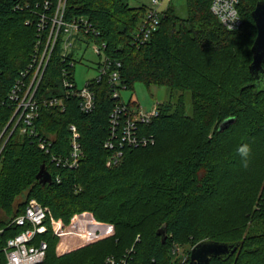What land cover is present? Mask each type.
<instances>
[{
    "label": "trees",
    "instance_id": "16d2710c",
    "mask_svg": "<svg viewBox=\"0 0 264 264\" xmlns=\"http://www.w3.org/2000/svg\"><path fill=\"white\" fill-rule=\"evenodd\" d=\"M212 1L186 0L185 18L168 7L142 46L133 34L144 7L131 8L126 0L67 1L65 20L85 18L100 32L96 41L106 42L107 55L122 63L127 89L141 83L180 95L174 104H161L150 125L140 126V135L153 136L155 144L124 148L112 168L105 142L116 101L107 80L92 85L93 113H82L74 97L66 98L64 111L41 109L37 129L53 140L49 155L36 140L10 138L0 159V225L23 213L26 200L42 204L51 225L41 264H104L131 249L132 264H181L171 261L175 247L203 241L239 244L232 256L211 264H264V91L249 70L257 36L252 12L259 0H239L243 26L233 32L212 14ZM30 17L14 11L12 0H0V68L7 89L34 51L36 26L25 24ZM67 66L53 57L41 85L45 95L63 93ZM12 112L8 105L0 110V134ZM228 119L233 122L220 131ZM72 124L82 148L75 170L50 159L69 154ZM245 143L251 148L247 167L237 152ZM43 166L51 184L37 179ZM164 225L163 244L157 231Z\"/></svg>",
    "mask_w": 264,
    "mask_h": 264
},
{
    "label": "built area",
    "instance_id": "2783aa9c",
    "mask_svg": "<svg viewBox=\"0 0 264 264\" xmlns=\"http://www.w3.org/2000/svg\"><path fill=\"white\" fill-rule=\"evenodd\" d=\"M14 11L29 12L31 17L26 25L36 26V42L28 66L19 73L13 84L7 89L3 85V71L0 68V110L8 105L13 110L9 122L0 134V159L4 148L12 136L27 137L36 140L38 147L49 155L53 146L52 138L41 136L37 129L42 108L66 109V98L78 100L79 109L84 114L93 113L97 99L92 88L93 83L107 80L111 88L112 99L116 101L109 119L110 135L105 148L112 152L107 167L118 166L126 147L138 148L154 145L153 136L140 135L141 125H150L159 116L161 104L144 112L139 105L133 109L121 99V91L128 90L122 84V63L107 55L108 44L100 39V32L85 18L65 20L68 0H12ZM164 0H152L137 32L133 34V42L146 45L161 25L163 13L161 6ZM239 0H213L212 14L222 26L230 31H238L243 26V18L239 11ZM81 37H91L97 47L95 53L103 60L98 64V76L87 82L79 90L75 80L74 42ZM55 55L68 66L61 72L62 82L60 96H47L41 91V85L49 72V65ZM70 151L67 156H52L51 161L58 167L75 170L82 156L81 134L75 125L69 126ZM48 210L36 199L29 200L23 213L15 215L0 225V264H41L45 261L49 250L46 236L50 232ZM131 249L122 258L110 256L105 264H132ZM173 253H177L174 249Z\"/></svg>",
    "mask_w": 264,
    "mask_h": 264
},
{
    "label": "rangeland",
    "instance_id": "374dc122",
    "mask_svg": "<svg viewBox=\"0 0 264 264\" xmlns=\"http://www.w3.org/2000/svg\"><path fill=\"white\" fill-rule=\"evenodd\" d=\"M131 8H142L144 7L146 11L151 7L152 0H126ZM174 7L176 13L180 17H187L188 12L186 8V0H164L161 11L165 12L168 7ZM146 15V14H145ZM140 19L138 27L135 32H137L141 22ZM74 42V60L77 62L75 65V80L79 90H82L88 81L93 80L98 76L97 67L98 64L102 62L103 58L98 56L95 53V48L98 46L95 40L89 39L87 37H81L76 39ZM122 102L126 105L129 103H135L132 105L133 109L139 105L140 109L144 112L150 111L153 106L157 103L165 104L169 101L173 104L177 102L179 93L174 94L170 93L167 88H156V87H146L144 84L137 83L132 89L122 90L121 93ZM187 103V112L191 113V103L189 97L186 98ZM34 199V198H31ZM29 199V200H31ZM20 201H23L24 198H20ZM29 200H26L27 202ZM105 235V234H104ZM140 237V236H138ZM90 243L89 241H84L85 243ZM75 247V246H73ZM193 243H185L175 247L177 253L172 255V263H181L186 264L187 259L190 256L191 250L193 249ZM107 259V258H106ZM106 261V260H105ZM105 264V263H104Z\"/></svg>",
    "mask_w": 264,
    "mask_h": 264
},
{
    "label": "water",
    "instance_id": "95a60500",
    "mask_svg": "<svg viewBox=\"0 0 264 264\" xmlns=\"http://www.w3.org/2000/svg\"><path fill=\"white\" fill-rule=\"evenodd\" d=\"M252 18L257 29V36L252 46L253 61L249 67L250 73L255 79V86L264 91V0H259L255 10L252 12ZM232 119L224 121L220 131L226 129ZM37 179L44 185L52 183L51 175L43 166L37 175ZM157 235L161 237L164 244L167 240V228L162 226ZM239 248V244L219 243L212 241H203L194 246L190 253L189 264H211L213 258H227L232 256Z\"/></svg>",
    "mask_w": 264,
    "mask_h": 264
},
{
    "label": "clouds",
    "instance_id": "9594fccd",
    "mask_svg": "<svg viewBox=\"0 0 264 264\" xmlns=\"http://www.w3.org/2000/svg\"><path fill=\"white\" fill-rule=\"evenodd\" d=\"M237 152L239 156L241 157L242 163L244 167L248 166V161L251 153V148L248 144H241L237 148Z\"/></svg>",
    "mask_w": 264,
    "mask_h": 264
}]
</instances>
